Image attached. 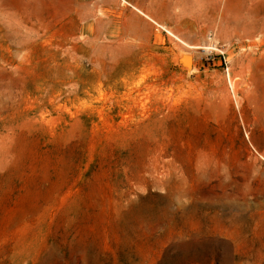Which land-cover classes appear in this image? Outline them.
<instances>
[{
    "label": "rangeland",
    "instance_id": "374dc122",
    "mask_svg": "<svg viewBox=\"0 0 264 264\" xmlns=\"http://www.w3.org/2000/svg\"><path fill=\"white\" fill-rule=\"evenodd\" d=\"M126 1L0 0V264H264V0Z\"/></svg>",
    "mask_w": 264,
    "mask_h": 264
},
{
    "label": "bare ground",
    "instance_id": "6f19581e",
    "mask_svg": "<svg viewBox=\"0 0 264 264\" xmlns=\"http://www.w3.org/2000/svg\"><path fill=\"white\" fill-rule=\"evenodd\" d=\"M122 3L127 4L126 0H122ZM133 9H135L137 12H139L140 14H142V16L147 17L151 22H153L154 24H156L161 30L165 31L166 33H168L170 36L173 35L171 31H169L168 29H166V27H164V25L160 24L158 21L152 19V17L147 14L142 12V10L140 8H138L137 6H132ZM174 36V35H173ZM175 38H177L176 36H174ZM183 44V43H182ZM186 44V43H185ZM188 46V45H187ZM198 46V45H197ZM189 47V46H188ZM194 47V46H192ZM199 47V46H198ZM200 47H202L200 45ZM205 47V46H204ZM204 50V49H203ZM206 50V49H205Z\"/></svg>",
    "mask_w": 264,
    "mask_h": 264
},
{
    "label": "crops",
    "instance_id": "0c3cea01",
    "mask_svg": "<svg viewBox=\"0 0 264 264\" xmlns=\"http://www.w3.org/2000/svg\"><path fill=\"white\" fill-rule=\"evenodd\" d=\"M121 2H122V0H120ZM139 1V0H138ZM127 5H129L130 7H132V6H134L133 4H129L128 2H127ZM142 10V9H141ZM142 12H144V13H146L145 11H143L142 10ZM148 14V13H147ZM142 15V14H141ZM151 16V15H150ZM145 17V16H144ZM152 17V16H151ZM145 18H147V17H145ZM148 19V18H147ZM152 19H154L153 17H152ZM155 20V19H154Z\"/></svg>",
    "mask_w": 264,
    "mask_h": 264
}]
</instances>
